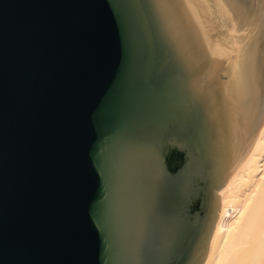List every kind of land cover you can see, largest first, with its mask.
Here are the masks:
<instances>
[{
	"label": "water",
	"instance_id": "water-1",
	"mask_svg": "<svg viewBox=\"0 0 264 264\" xmlns=\"http://www.w3.org/2000/svg\"><path fill=\"white\" fill-rule=\"evenodd\" d=\"M233 139L186 0H0V264H202Z\"/></svg>",
	"mask_w": 264,
	"mask_h": 264
},
{
	"label": "bare ground",
	"instance_id": "bare-ground-1",
	"mask_svg": "<svg viewBox=\"0 0 264 264\" xmlns=\"http://www.w3.org/2000/svg\"><path fill=\"white\" fill-rule=\"evenodd\" d=\"M221 72L234 139L202 264H264V0H186Z\"/></svg>",
	"mask_w": 264,
	"mask_h": 264
}]
</instances>
